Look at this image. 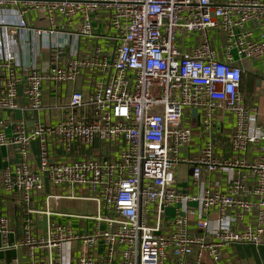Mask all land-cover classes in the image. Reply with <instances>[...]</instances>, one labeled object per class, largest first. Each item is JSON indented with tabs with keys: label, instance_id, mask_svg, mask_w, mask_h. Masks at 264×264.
Wrapping results in <instances>:
<instances>
[{
	"label": "built area",
	"instance_id": "built-area-1",
	"mask_svg": "<svg viewBox=\"0 0 264 264\" xmlns=\"http://www.w3.org/2000/svg\"><path fill=\"white\" fill-rule=\"evenodd\" d=\"M0 8L18 17L0 20V113L38 116L45 82L87 80V89L72 91L58 107L55 122L36 120L29 128L24 120L0 118V149L11 161L1 170L0 191L27 209L14 241L9 219L0 215V251L21 248L26 258L0 264H203L204 255L218 262L231 245H264L263 227H230L250 208L234 192L208 186L191 197L174 186L175 169L186 162L193 183L202 171L243 166L255 173V192L264 191V131L252 124L256 110L244 106L239 66L264 61V41L254 40L249 27L257 22L264 30V0H0ZM37 11L46 18L44 29L26 22ZM100 19L112 49L95 44L81 51V42L98 39L94 24ZM19 30L58 55L68 50V60L47 71L19 61L7 45ZM193 109L204 129L215 115L234 114L232 150L257 145V160L221 162L210 143L198 157L181 158L193 136L183 118ZM57 150L70 159L55 160ZM46 183L57 192L44 195L43 209L31 208ZM231 185L241 188L236 180ZM190 201L202 212L215 210L216 226L200 218L196 227L203 233L193 235L187 217L176 213L164 229L166 208L180 205L188 214ZM63 202H88L94 212L62 214ZM33 216L45 220L42 233ZM52 216L87 220L92 227L75 233Z\"/></svg>",
	"mask_w": 264,
	"mask_h": 264
},
{
	"label": "crops",
	"instance_id": "crops-1",
	"mask_svg": "<svg viewBox=\"0 0 264 264\" xmlns=\"http://www.w3.org/2000/svg\"><path fill=\"white\" fill-rule=\"evenodd\" d=\"M17 13L11 8H0V20L4 19L10 22H16ZM26 22L31 28L44 29L47 27L46 18L42 11H37L29 14L26 18ZM98 39H87L80 44V50L86 51L95 44L101 46L102 49L110 50L113 47V42L110 39H106V35L109 34V30L106 27V21L100 19V23L94 24ZM251 28V37L257 41H264V30L255 22L249 26ZM1 37V27H0ZM37 38L32 37L29 32L19 30L15 35H9L7 39V45L13 54L19 61L22 62H34L35 66L41 71H47L51 65L58 64L64 65L69 58L68 50L65 49L64 53L56 54L55 51H50L45 48H41ZM216 43V44H215ZM214 44L218 46V38ZM233 56H236L233 53ZM236 57H234V60ZM242 69V77L240 84V93L244 100V106L247 109H255L257 115H253L252 124L258 126L261 131H264V61L263 60H243L240 63ZM43 110H41L38 116H29L21 110L13 112L3 111L0 113V118L6 120H24L27 127H31L32 124L39 120L40 122L52 123L60 116L58 107L64 106L68 102V97L72 91L87 89V80L84 77L78 78L73 84H64L57 86L54 82H45L43 84ZM198 117H195L191 111H186L184 114V124L189 126L192 131V141L186 148L180 151V157L183 159L192 160L198 157L205 144L210 143L213 149V155L221 162H232L234 160L245 161L248 163H254L258 158L257 145L250 146L247 151H234L231 147V136L233 131L237 128V119L234 114L228 111H224L215 115L212 119V124L208 129H204L201 126V120L199 113ZM10 128L7 129V133L10 134ZM31 157L33 164L37 163V144L34 142L31 147ZM95 155H101L97 153ZM55 160H69L70 157L64 156V154L57 150L54 155ZM7 158L6 151L0 149V179L1 170L10 163ZM175 188L186 193L189 196H196L198 192L205 187L211 186L213 188H219L224 192H234L235 196L239 199L245 200L250 204L248 212L242 214L239 220L235 222H229L230 227L235 230H241L246 226L256 227L261 226L264 228V208L260 205V202L264 200V191L261 193L255 192L256 178L255 173L243 166H229L224 170H218L212 173L202 171L200 179L197 183L192 182V165L189 163H181L175 169L174 176ZM231 180H236L241 188L234 190L231 185ZM57 190L45 184L44 193L37 198L31 204V208L43 209V197L48 193H56ZM187 212L183 211L182 206H170L167 207L163 217V227L167 229L168 222L175 216L176 213L184 214L188 219V231L193 235H202V231L196 227L197 220H208L210 227L216 226L215 210L202 212L197 202H188ZM26 206L24 204H17L13 200L4 195L0 191V215L6 216L10 224L14 229V234L9 241L19 239L22 234V225L24 218L26 217ZM59 212L62 214H91L94 212V205L88 202H63L59 207ZM34 218V225L36 226L37 233H42L45 226V220L43 218ZM53 221L58 224L67 226L72 232H88L92 227V223L87 220H80L78 218L70 216H52ZM24 249L6 250L0 251V262L2 260L10 261L14 258L19 262H24ZM221 259L218 262H214L208 255H204L203 264H264V245H231L223 248L221 251Z\"/></svg>",
	"mask_w": 264,
	"mask_h": 264
},
{
	"label": "water",
	"instance_id": "water-1",
	"mask_svg": "<svg viewBox=\"0 0 264 264\" xmlns=\"http://www.w3.org/2000/svg\"><path fill=\"white\" fill-rule=\"evenodd\" d=\"M191 112H192V114H193L195 117H198V114H197V110H196V109H193Z\"/></svg>",
	"mask_w": 264,
	"mask_h": 264
},
{
	"label": "rangeland",
	"instance_id": "rangeland-1",
	"mask_svg": "<svg viewBox=\"0 0 264 264\" xmlns=\"http://www.w3.org/2000/svg\"><path fill=\"white\" fill-rule=\"evenodd\" d=\"M90 157H96V156L93 155V156H90Z\"/></svg>",
	"mask_w": 264,
	"mask_h": 264
}]
</instances>
